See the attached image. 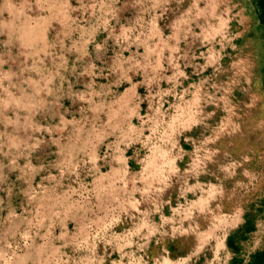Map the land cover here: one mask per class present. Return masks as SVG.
<instances>
[{"label":"rangeland","instance_id":"rangeland-1","mask_svg":"<svg viewBox=\"0 0 264 264\" xmlns=\"http://www.w3.org/2000/svg\"><path fill=\"white\" fill-rule=\"evenodd\" d=\"M170 1L165 27L139 36L169 34L171 45L139 77L151 106L123 109L129 128L86 91L60 92L58 130L0 112V264H264V49L252 3ZM7 19L0 52L25 42ZM41 37L33 30L35 54ZM5 54L2 69L19 66Z\"/></svg>","mask_w":264,"mask_h":264},{"label":"crops","instance_id":"crops-1","mask_svg":"<svg viewBox=\"0 0 264 264\" xmlns=\"http://www.w3.org/2000/svg\"><path fill=\"white\" fill-rule=\"evenodd\" d=\"M170 5V0H0V17L5 13L8 18L5 23L27 30L24 43L18 35L15 47L0 52V63L5 53L7 60L19 61L15 68L0 67V82L1 76L6 78V84H0L1 115L10 113L24 121L42 115L47 127L55 125L58 130L60 119H65V110L60 113V92L77 96L86 91L94 99V107L111 110L114 122L129 128V121L121 115L123 109L151 106L139 97L144 88L139 77L152 75L155 61L164 58L159 45L168 49L171 45L170 35L162 32L163 39L154 41L139 36L146 28L165 27L160 24L161 13L169 12ZM21 14L23 21L13 18ZM38 29L44 48L35 54L32 36ZM2 33L0 28V43ZM136 119L141 123L148 120L141 111ZM56 138H60L59 132ZM69 234L64 223L60 236Z\"/></svg>","mask_w":264,"mask_h":264},{"label":"trees","instance_id":"trees-1","mask_svg":"<svg viewBox=\"0 0 264 264\" xmlns=\"http://www.w3.org/2000/svg\"><path fill=\"white\" fill-rule=\"evenodd\" d=\"M253 6L255 18L261 30V41L264 49V0H250Z\"/></svg>","mask_w":264,"mask_h":264}]
</instances>
